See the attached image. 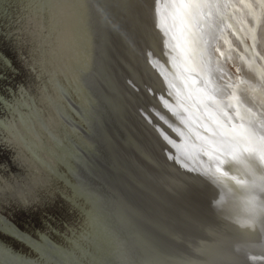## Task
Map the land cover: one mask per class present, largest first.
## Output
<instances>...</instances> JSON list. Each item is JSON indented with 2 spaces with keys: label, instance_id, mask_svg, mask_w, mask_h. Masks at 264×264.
<instances>
[{
  "label": "water",
  "instance_id": "1",
  "mask_svg": "<svg viewBox=\"0 0 264 264\" xmlns=\"http://www.w3.org/2000/svg\"><path fill=\"white\" fill-rule=\"evenodd\" d=\"M220 1L0 0V264H264Z\"/></svg>",
  "mask_w": 264,
  "mask_h": 264
},
{
  "label": "bare ground",
  "instance_id": "2",
  "mask_svg": "<svg viewBox=\"0 0 264 264\" xmlns=\"http://www.w3.org/2000/svg\"><path fill=\"white\" fill-rule=\"evenodd\" d=\"M218 7L224 19L216 17L208 37L223 83L254 113L264 112V89L255 81L264 71V54L256 47L264 0H221Z\"/></svg>",
  "mask_w": 264,
  "mask_h": 264
},
{
  "label": "flooded vegetation",
  "instance_id": "3",
  "mask_svg": "<svg viewBox=\"0 0 264 264\" xmlns=\"http://www.w3.org/2000/svg\"><path fill=\"white\" fill-rule=\"evenodd\" d=\"M254 22H256V21H254ZM264 24V13L262 14V16H261V18H260V22H259V25H257V28H258V37H257V42H259L260 41V44L259 43H257V45H256V47H257V49L258 50H260L263 54H264V29H263V27H262V25ZM261 40H262V42H261ZM261 43H263L262 45H261ZM258 44H259V47H258ZM262 47H263V49H262ZM260 48V49H259ZM260 73H262V74H260V79L257 77V78H255V81L258 83L259 82V85L261 86V87H263V89H264V71L262 70V71H260ZM257 116H261V118H263L264 119V112L263 111H260L259 110V113H258V109H257V112L255 113Z\"/></svg>",
  "mask_w": 264,
  "mask_h": 264
},
{
  "label": "snow or ice",
  "instance_id": "4",
  "mask_svg": "<svg viewBox=\"0 0 264 264\" xmlns=\"http://www.w3.org/2000/svg\"><path fill=\"white\" fill-rule=\"evenodd\" d=\"M193 3V0H188V5L187 6H191ZM0 255H3V251L0 250Z\"/></svg>",
  "mask_w": 264,
  "mask_h": 264
},
{
  "label": "rangeland",
  "instance_id": "5",
  "mask_svg": "<svg viewBox=\"0 0 264 264\" xmlns=\"http://www.w3.org/2000/svg\"><path fill=\"white\" fill-rule=\"evenodd\" d=\"M227 30H228V28H227ZM218 40H219V38L216 39L217 42H218ZM250 41H251V40H250ZM259 44H260V41H259ZM217 63H219V62H217ZM228 66H229V65H228Z\"/></svg>",
  "mask_w": 264,
  "mask_h": 264
}]
</instances>
